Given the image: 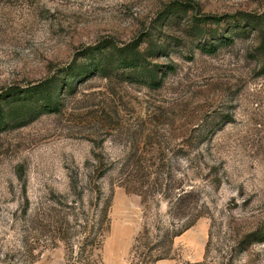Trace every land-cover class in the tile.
<instances>
[{
    "label": "rangeland",
    "instance_id": "1",
    "mask_svg": "<svg viewBox=\"0 0 264 264\" xmlns=\"http://www.w3.org/2000/svg\"><path fill=\"white\" fill-rule=\"evenodd\" d=\"M50 77L52 112L2 100L0 264H264V0H0V92Z\"/></svg>",
    "mask_w": 264,
    "mask_h": 264
},
{
    "label": "trees",
    "instance_id": "2",
    "mask_svg": "<svg viewBox=\"0 0 264 264\" xmlns=\"http://www.w3.org/2000/svg\"><path fill=\"white\" fill-rule=\"evenodd\" d=\"M185 3H177V5L187 6ZM164 12V11H163ZM162 12V13H163ZM200 21H215L219 22L221 20L220 16L214 15H201L198 17ZM109 42L104 41L99 45L87 48L86 56H89L88 65L84 68V71H88L93 68L94 73H101L107 75L112 69L109 68L107 64L104 63V58L108 57L107 53H105V49L109 47ZM137 42L131 43L124 47H119L117 45L112 46V52L116 54V58L119 62L120 67L124 68H133L137 66H141L145 64L144 53L137 49ZM217 47H213L210 51L215 52ZM174 67L170 66L169 70H173ZM92 71V72H93ZM91 72V73H92ZM82 74V73H81ZM66 77L67 82H70L72 78L77 77V73L73 70V68H67V71L64 75ZM70 79V81H68ZM69 85V83H66ZM58 89V78L50 77L35 84H31L27 87L20 86H10L7 89H3L0 92V122L5 118V112L2 107V100H13L12 108H10V113L12 114L11 118L16 119L18 123H28L42 115L46 112H52L56 109L55 107V92ZM52 105V106H51ZM54 107V108H53ZM187 194V192H186ZM183 196V195H182ZM183 198V197H182ZM181 198V199H182ZM109 207V200L106 204V208L104 210V221L108 222V212L107 208ZM185 208L182 206L179 207L178 211H183ZM193 222H190L184 226L181 230L188 229ZM180 231V232H181ZM179 232L174 233L173 236L178 235ZM99 234H95L92 238L90 235L86 236L84 241H82V248L87 247L91 244L98 243L100 244L102 241L98 236ZM261 232L254 231L247 235L249 238L248 243L253 241H264V236ZM253 237V238H252ZM247 242V241H246ZM81 249V248H80ZM80 255L78 258H80Z\"/></svg>",
    "mask_w": 264,
    "mask_h": 264
}]
</instances>
